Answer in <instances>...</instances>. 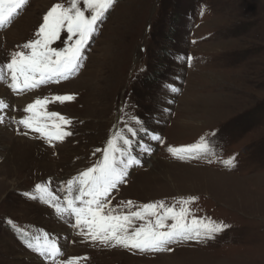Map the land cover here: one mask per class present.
Masks as SVG:
<instances>
[{
    "label": "rangeland",
    "instance_id": "374dc122",
    "mask_svg": "<svg viewBox=\"0 0 264 264\" xmlns=\"http://www.w3.org/2000/svg\"><path fill=\"white\" fill-rule=\"evenodd\" d=\"M56 3L68 0H28L0 29V63L34 38ZM12 27L17 38H9ZM84 55L79 72L59 83L22 93L0 83L10 105L3 114L13 118L0 124V264H53L29 249L18 229L56 239L63 252L56 264L72 256L87 257L80 264H264V0H115ZM55 95L75 96L47 105L72 119L71 136L49 144L17 130L28 103ZM124 114L139 117L149 135L132 138L140 164L113 190L111 204L172 205L195 196V216L230 227L214 239L174 243L173 251L107 247L85 241L74 217L24 195L51 180L63 199L62 182L102 160ZM211 133L215 155L179 159L168 151ZM233 156L234 167L221 162Z\"/></svg>",
    "mask_w": 264,
    "mask_h": 264
},
{
    "label": "snow or ice",
    "instance_id": "6c2138e0",
    "mask_svg": "<svg viewBox=\"0 0 264 264\" xmlns=\"http://www.w3.org/2000/svg\"><path fill=\"white\" fill-rule=\"evenodd\" d=\"M27 3L28 0H0V29L10 26ZM114 3L115 0H68L67 4L53 5L43 16V22L34 38L12 51L10 60L0 63V83H6L13 92L22 93L76 75L83 67L86 59L84 53L89 42L98 34L100 25ZM62 34L65 39H62ZM56 41L64 46L53 47ZM187 59L190 62L191 57ZM172 91L178 89L173 88ZM74 99V95L36 98L23 108L26 114L15 121L17 130L23 126L38 133L49 144L63 141L72 135L67 128L73 121L59 112L48 111L47 105ZM9 107L5 99L0 98V124L5 123L6 119H13L3 114ZM124 115V126L108 140L102 160L62 182L60 191L64 193L63 199L53 191L51 180L36 184L34 192H26L24 195L49 204L61 218L74 217L73 228L78 230L85 241L107 247L121 246L140 252L173 251L169 246L174 243L214 239L230 227L222 221L195 216L189 207L198 199L195 196L181 198L172 205L165 201L142 205H135L133 201L122 202V206L111 204L113 190L125 182L129 168L140 164V160L131 151L134 143L132 138L141 132L149 135L139 117L134 114ZM214 135L211 133L201 137L195 144L170 146L168 151L179 159L215 155L209 138ZM150 138L163 142L162 137L154 133ZM141 147L144 152L151 151L149 145L142 144ZM221 162L227 167H234L235 157ZM138 221L140 223L137 225ZM18 231L26 246L44 259L56 264L58 258L63 256L58 241L50 238L49 233L41 230L42 237H30L25 230ZM82 259L87 257L72 256L60 260L59 264H80Z\"/></svg>",
    "mask_w": 264,
    "mask_h": 264
},
{
    "label": "bare ground",
    "instance_id": "6f19581e",
    "mask_svg": "<svg viewBox=\"0 0 264 264\" xmlns=\"http://www.w3.org/2000/svg\"><path fill=\"white\" fill-rule=\"evenodd\" d=\"M10 29V28H9ZM17 32V30L15 29V27H12V29L9 31V33H8V35L10 36L9 38H17V36H16V33ZM2 92V91H1ZM4 92V91H3ZM2 95V94H1ZM22 98H18V102H20V103H23V102H25V101H27V100H25L24 98H23V100H21ZM22 138V137H21ZM24 139H26V138H24ZM30 258H31V256H30Z\"/></svg>",
    "mask_w": 264,
    "mask_h": 264
}]
</instances>
